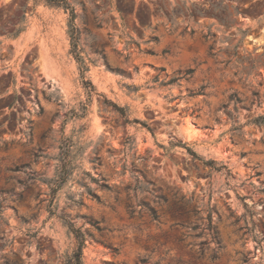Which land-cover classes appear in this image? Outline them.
Listing matches in <instances>:
<instances>
[{
    "label": "rangeland",
    "instance_id": "374dc122",
    "mask_svg": "<svg viewBox=\"0 0 264 264\" xmlns=\"http://www.w3.org/2000/svg\"><path fill=\"white\" fill-rule=\"evenodd\" d=\"M67 1L90 98L69 14L0 0V264H264V0Z\"/></svg>",
    "mask_w": 264,
    "mask_h": 264
},
{
    "label": "trees",
    "instance_id": "16d2710c",
    "mask_svg": "<svg viewBox=\"0 0 264 264\" xmlns=\"http://www.w3.org/2000/svg\"><path fill=\"white\" fill-rule=\"evenodd\" d=\"M45 2L46 5L51 6V7H56V8H62L65 12H67L69 14V33H70V38H71V48H72V53L75 54L77 62L80 65L81 68V77H82V84L83 87L85 88L86 92H87V96L90 98L92 95V91H93V86L91 84V82L89 80L86 79L85 74L88 71V68L85 66V62L83 61V59L80 57V55L78 54V37H79V32L78 30L75 28L74 22L76 20V13H75V9L72 8L70 6V4L68 3L67 0H43ZM192 74V71H189L186 73L185 76H181L179 78H174L172 80H170L166 85H170L173 83H176L182 79H186L187 77H189ZM114 107L116 108V110L118 112H120L122 115L124 113V109L123 108H119L117 106L114 105ZM85 108V107H84ZM254 124L257 125H262L264 124V116H259L256 119H254L252 121ZM188 151L190 153V155L193 157L194 160H198L200 162H202L205 166H209L211 169L215 170V171H222V169H227L226 166H221V167H216V162L215 161H205L203 160L200 156H198L195 152H193L191 149L188 148ZM62 182L65 180V178L61 179ZM92 181L97 182V180L95 178H92ZM103 187L105 188H109L108 186L104 185ZM90 194H93L92 191L90 189H88ZM94 197H97L95 195H93ZM159 200H162L164 202H167L165 198L163 197H157ZM150 212V215L152 217L153 220H158V215L157 213L152 210V209H148ZM179 212V211H177ZM214 225L212 220H210L209 222V226H208V230L213 232L214 231ZM71 230L77 240V249L74 252L73 257L70 259V261L67 264H82V258H83V249L85 248V238L83 233L79 230V229H74L73 226H71ZM216 235V233H215Z\"/></svg>",
    "mask_w": 264,
    "mask_h": 264
},
{
    "label": "bare ground",
    "instance_id": "6f19581e",
    "mask_svg": "<svg viewBox=\"0 0 264 264\" xmlns=\"http://www.w3.org/2000/svg\"><path fill=\"white\" fill-rule=\"evenodd\" d=\"M185 137L188 140H191L195 137V132L193 131V129L191 127L187 128L185 131Z\"/></svg>",
    "mask_w": 264,
    "mask_h": 264
}]
</instances>
